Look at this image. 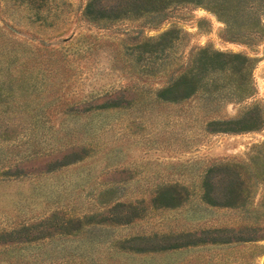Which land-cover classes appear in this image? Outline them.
Returning <instances> with one entry per match:
<instances>
[{"label": "rangeland", "instance_id": "obj_1", "mask_svg": "<svg viewBox=\"0 0 264 264\" xmlns=\"http://www.w3.org/2000/svg\"><path fill=\"white\" fill-rule=\"evenodd\" d=\"M65 1L48 0L61 12L45 26L24 1L0 0V264H262L264 239L248 232L264 234L258 168L232 164L257 154L264 126L212 133L194 101L124 99L168 78L144 66L147 55L135 63L134 43L179 29L176 64L199 46L252 57L254 94L221 110L264 112V34L222 31L213 12L189 3L154 25L99 22L97 10L85 14L88 0ZM174 183L189 197L158 205L157 190Z\"/></svg>", "mask_w": 264, "mask_h": 264}, {"label": "trees", "instance_id": "obj_2", "mask_svg": "<svg viewBox=\"0 0 264 264\" xmlns=\"http://www.w3.org/2000/svg\"><path fill=\"white\" fill-rule=\"evenodd\" d=\"M29 8L34 21L45 26L54 24V18L59 16V5L51 7L48 0H22ZM102 0H88L85 6V14L92 18L95 10L98 14L95 19L107 23L124 18L144 16L146 24H158L167 18V11L180 4L189 3L194 7H203L213 12L217 19L223 22V30L232 34L248 31L252 34H264V0H125L119 10L106 9L96 5ZM62 2H66L62 0ZM54 8V9H53ZM59 11V12H58ZM181 30L170 29L157 37H146L138 43H134L135 63L141 61L142 56L147 55L148 61L144 66L151 67L154 73L168 75L164 83L151 90L150 93H142L136 99H124L126 103H180L194 101L200 104L202 112V125L208 132L216 133H243L261 129L264 126V112L258 104L244 107L235 116L224 115L221 108L226 101H240L254 94V82L252 70L255 65L254 59L246 54L221 51L209 46L195 47L190 51L188 61L174 63L170 55L174 52L176 42L181 38ZM175 33V34H174ZM174 34V35H173ZM109 103L117 102L108 99ZM106 101V102H107ZM198 115V114H197ZM257 154L251 155L244 164L234 162L232 165L255 164L257 172L254 174L256 182L263 186L262 197L264 198V141L255 147ZM228 163L226 166H229ZM238 177H240V174ZM229 176L225 173V177ZM202 179V178H201ZM202 184H206L202 179ZM178 186H181L180 189ZM245 195L241 187L235 188ZM184 190L185 193H180ZM227 190H233L230 186ZM188 188L177 183L159 188L155 202L162 206H174L180 200H186L190 193ZM249 191H247L248 193ZM242 193V194H241ZM205 201L212 203L213 199L203 195ZM224 198L226 207L235 205L240 209H246L245 205L238 203L240 197ZM244 202V201H243ZM255 211L264 217V202L254 204ZM257 221V220H256ZM255 229L258 230L256 227ZM247 230V229H246ZM248 231V230H247ZM249 234L255 236L253 241L264 239V234L256 235V230L250 229Z\"/></svg>", "mask_w": 264, "mask_h": 264}, {"label": "water", "instance_id": "obj_3", "mask_svg": "<svg viewBox=\"0 0 264 264\" xmlns=\"http://www.w3.org/2000/svg\"><path fill=\"white\" fill-rule=\"evenodd\" d=\"M262 264H264V255H263V263Z\"/></svg>", "mask_w": 264, "mask_h": 264}]
</instances>
